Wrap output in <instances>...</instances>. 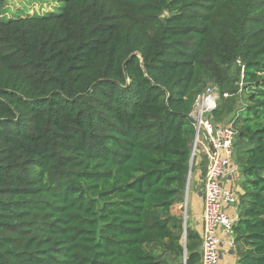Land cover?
<instances>
[{
    "label": "trees",
    "instance_id": "trees-1",
    "mask_svg": "<svg viewBox=\"0 0 264 264\" xmlns=\"http://www.w3.org/2000/svg\"><path fill=\"white\" fill-rule=\"evenodd\" d=\"M5 13L0 0V264H199L200 233L171 209L210 84L216 123L242 97L225 121L241 178L231 250L264 264V0Z\"/></svg>",
    "mask_w": 264,
    "mask_h": 264
},
{
    "label": "built area",
    "instance_id": "built-area-1",
    "mask_svg": "<svg viewBox=\"0 0 264 264\" xmlns=\"http://www.w3.org/2000/svg\"><path fill=\"white\" fill-rule=\"evenodd\" d=\"M228 93H223L227 97ZM219 92L208 85L194 100L190 116L194 136L190 152V167L198 152L205 156L203 174V208L199 264H219L223 253L233 247V228L237 220L238 166L233 158L235 129L232 122L216 123L212 111ZM191 170L189 171L190 176ZM228 208L234 210L232 213Z\"/></svg>",
    "mask_w": 264,
    "mask_h": 264
},
{
    "label": "rangeland",
    "instance_id": "rangeland-1",
    "mask_svg": "<svg viewBox=\"0 0 264 264\" xmlns=\"http://www.w3.org/2000/svg\"><path fill=\"white\" fill-rule=\"evenodd\" d=\"M64 0H6V13L5 17L17 16V15H42L46 14L50 11H59L62 7ZM239 92L234 91L231 93L230 99L228 101V109L229 114L226 118L229 119L233 114L237 112L242 107V97L239 96ZM225 120V121H226ZM222 122V123H225ZM192 180L196 178L195 171H192ZM236 185L239 184L241 178L239 177V169H238V177L234 178ZM182 207L180 209V215L184 218L186 216V204L185 201L182 202ZM198 218V217H197ZM187 223L191 225L193 222L192 214L188 208L187 210ZM219 264H237L235 255L232 254H224L221 257Z\"/></svg>",
    "mask_w": 264,
    "mask_h": 264
},
{
    "label": "crops",
    "instance_id": "crops-1",
    "mask_svg": "<svg viewBox=\"0 0 264 264\" xmlns=\"http://www.w3.org/2000/svg\"><path fill=\"white\" fill-rule=\"evenodd\" d=\"M201 156H204L202 152H198L197 159L195 161L194 165V171L196 175V178L192 180V172L190 173L189 180L187 183L186 192L184 195V200L186 204V216L185 219L187 220V210L189 208L192 217H193V223L189 225L190 227L196 229L199 233L201 231V224H202V208H203V197H202V189H203V171L201 166ZM192 170V171H193ZM237 183V182H235ZM182 202L177 203L173 205L171 212L173 214H179L180 209L182 207ZM227 211L229 213H232L234 210L231 208H228ZM198 217V218H197ZM187 222V221H186ZM224 254H233L232 250H227ZM222 255V256H223ZM236 259V258H235Z\"/></svg>",
    "mask_w": 264,
    "mask_h": 264
},
{
    "label": "water",
    "instance_id": "water-1",
    "mask_svg": "<svg viewBox=\"0 0 264 264\" xmlns=\"http://www.w3.org/2000/svg\"><path fill=\"white\" fill-rule=\"evenodd\" d=\"M188 180H189V174H188ZM188 180H187V183H188ZM183 226H184V230H185V226H186V219H185V217L183 218Z\"/></svg>",
    "mask_w": 264,
    "mask_h": 264
}]
</instances>
